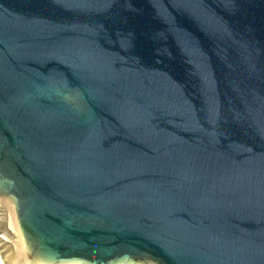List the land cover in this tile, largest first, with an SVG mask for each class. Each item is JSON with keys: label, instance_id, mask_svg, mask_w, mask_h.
<instances>
[{"label": "water", "instance_id": "water-1", "mask_svg": "<svg viewBox=\"0 0 264 264\" xmlns=\"http://www.w3.org/2000/svg\"><path fill=\"white\" fill-rule=\"evenodd\" d=\"M1 264H264V0H0Z\"/></svg>", "mask_w": 264, "mask_h": 264}, {"label": "bare ground", "instance_id": "bare-ground-1", "mask_svg": "<svg viewBox=\"0 0 264 264\" xmlns=\"http://www.w3.org/2000/svg\"><path fill=\"white\" fill-rule=\"evenodd\" d=\"M0 264H1V262H0Z\"/></svg>", "mask_w": 264, "mask_h": 264}]
</instances>
